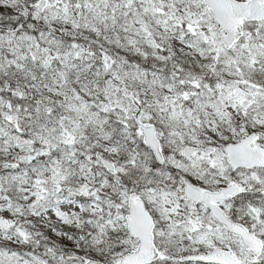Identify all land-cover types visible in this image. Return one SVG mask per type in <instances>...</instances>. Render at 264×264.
<instances>
[{
  "label": "snow or ice",
  "instance_id": "6c2138e0",
  "mask_svg": "<svg viewBox=\"0 0 264 264\" xmlns=\"http://www.w3.org/2000/svg\"><path fill=\"white\" fill-rule=\"evenodd\" d=\"M0 264H264V0H0Z\"/></svg>",
  "mask_w": 264,
  "mask_h": 264
}]
</instances>
